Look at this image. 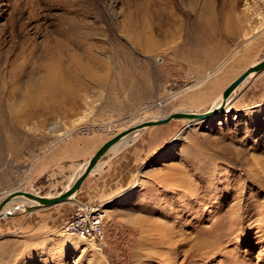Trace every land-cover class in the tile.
<instances>
[{"label":"rangeland","instance_id":"rangeland-1","mask_svg":"<svg viewBox=\"0 0 264 264\" xmlns=\"http://www.w3.org/2000/svg\"><path fill=\"white\" fill-rule=\"evenodd\" d=\"M262 56L264 0H0V200L59 192L107 138L210 108ZM43 61L66 69L64 90L17 120L4 95ZM243 92L108 149L94 197L88 182L32 210L9 201L0 264H264V86ZM76 206L103 211L97 238L63 228Z\"/></svg>","mask_w":264,"mask_h":264},{"label":"water","instance_id":"water-1","mask_svg":"<svg viewBox=\"0 0 264 264\" xmlns=\"http://www.w3.org/2000/svg\"><path fill=\"white\" fill-rule=\"evenodd\" d=\"M262 69H264V56H262L255 62L251 63L249 66H247L242 72H240L223 88L221 92V100L217 106L210 107L204 111H180V110L173 111L164 116H160L157 118L144 119L142 121L127 126L122 130L116 132L115 134L107 138L105 141H103L97 147V149L90 155L83 170L73 178L70 185L67 188L62 189L53 195H41L31 191L18 190V189L9 191L8 194L0 200V217H3L4 215L13 214L11 210H6L5 212L2 211V208L15 195H23L35 201L34 204H29L28 206H26V210H32L39 206L52 205L69 199L71 195L73 196L78 191L82 181L91 172L92 168L95 167V165L104 155V153H106V151H108V149L114 143H116L122 137H124L125 135L129 134L134 130H139L146 126L166 123L173 118L204 119L212 115H215L219 112L225 111L224 109L225 105L228 103V99L232 96V93L236 89V87L240 83H242L250 73H257Z\"/></svg>","mask_w":264,"mask_h":264},{"label":"bare ground","instance_id":"bare-ground-1","mask_svg":"<svg viewBox=\"0 0 264 264\" xmlns=\"http://www.w3.org/2000/svg\"><path fill=\"white\" fill-rule=\"evenodd\" d=\"M58 53H61L60 50L58 51ZM56 61H60V60H56ZM39 64L40 65H36V66H33L31 68L29 79L23 85V90H22L20 98H16V93H17V86L16 85H17V81L19 79L15 81V84L13 86L11 85L12 87L10 88V90L7 93H5V95H4V98H3L4 101L3 102L6 105L10 104V100L12 101L11 104L14 103V108L16 109V119L17 120H20V117L22 119L23 118V114L26 115V113H25L26 109L28 111L30 110V112L32 113V111H31L32 108H33L32 110L34 111V109L37 108V107L46 106V101H45L46 98H50L51 100L56 101V99H58V96L64 90V78L62 76V72L64 70H66V69L62 68L59 63H56L55 66L50 64L48 61H43L42 63H39ZM41 67H42V71L43 72H41V70L39 69ZM67 71H68L69 74H71V70L70 69H68ZM253 74L254 73H250L246 77V79H248ZM21 86H22V84H21ZM18 89H21L20 86H18ZM235 90L233 92H235ZM220 100H221V94L219 95L218 99L215 100L214 104L211 107L217 106L219 104ZM227 107H228V105L226 104L224 109L226 110ZM180 111H182V110H180ZM145 119H147V118H145ZM142 120H144V119H142ZM141 129H139V130H141ZM139 130H134V131L130 132L129 134L125 135L124 136L125 138L122 137L119 141L114 143L111 147H113L114 145L120 143L124 139H127V138L131 137V134H134V133L138 132ZM99 161H98V163H99ZM86 162L82 166L83 168H84ZM82 167H81V169L83 170ZM72 180L69 182L67 187L70 185ZM14 190H16V189H14ZM19 196H23V195H15L9 201H11V200H13V199H15L16 197H19ZM71 197H72V195L70 196V198ZM24 198H26L27 201H30V202H28V204H26V203L24 204L22 202V204H24L23 208H25L29 204H34L35 203V201H33V200H31V199H29V198H27L25 196H24ZM9 201L3 206L2 211L5 212L6 210H8V209L4 210V208L6 207V205H8V203H10Z\"/></svg>","mask_w":264,"mask_h":264},{"label":"built area","instance_id":"built-area-1","mask_svg":"<svg viewBox=\"0 0 264 264\" xmlns=\"http://www.w3.org/2000/svg\"><path fill=\"white\" fill-rule=\"evenodd\" d=\"M103 211L97 206H76L66 219L63 228L82 237L97 238L101 232Z\"/></svg>","mask_w":264,"mask_h":264},{"label":"crops","instance_id":"crops-1","mask_svg":"<svg viewBox=\"0 0 264 264\" xmlns=\"http://www.w3.org/2000/svg\"><path fill=\"white\" fill-rule=\"evenodd\" d=\"M255 62V61H254ZM260 86H264V69L260 70L259 72L257 73H254L253 75H251L248 79H246L245 81H243L237 88H236V93L237 95L238 94H243L244 90H251V89H254L256 87H260ZM242 87V88H240ZM238 91V92H237ZM149 138H151L153 142L156 143L157 141V133L156 132H152L149 136ZM127 144H130V142H127ZM74 145H71L69 148L70 150L68 149H65V150H61V154H63L64 156H72L74 154ZM124 147V146H123ZM135 148V146H131V150H130V154H133V149ZM122 149V148H121ZM60 155V154H59ZM98 165V164H97ZM96 165V166H97ZM83 168V167H82ZM82 170V169H81ZM80 170V171H81ZM79 171V172H80ZM98 171L95 170V168L93 167L91 172L85 177V179L82 181L80 187L78 190L84 188V186H86V184L89 182L90 184V194L91 196L94 197V179L96 178L95 177V174L97 173ZM85 184V185H84Z\"/></svg>","mask_w":264,"mask_h":264}]
</instances>
